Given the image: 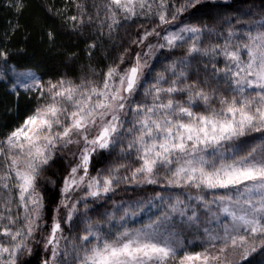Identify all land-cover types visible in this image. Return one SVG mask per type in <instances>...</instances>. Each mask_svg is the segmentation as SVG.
<instances>
[{"label": "snow or ice", "instance_id": "snow-or-ice-1", "mask_svg": "<svg viewBox=\"0 0 264 264\" xmlns=\"http://www.w3.org/2000/svg\"><path fill=\"white\" fill-rule=\"evenodd\" d=\"M255 2L72 0L76 14L45 4L50 49L94 28L91 59L136 29L105 68L79 75L13 78L0 48V81L17 106L27 97L0 123V264H32L40 246V264H264V0L261 19L243 11ZM49 173L62 176L54 207ZM149 186L151 197L115 198Z\"/></svg>", "mask_w": 264, "mask_h": 264}, {"label": "trees", "instance_id": "trees-1", "mask_svg": "<svg viewBox=\"0 0 264 264\" xmlns=\"http://www.w3.org/2000/svg\"><path fill=\"white\" fill-rule=\"evenodd\" d=\"M17 0H0V48H7L13 53L10 58L11 64L16 70H31L38 75H45L52 71L61 74L77 75L87 71L89 64L97 69H103L119 54L122 47H126L135 39V28L121 29L118 33L113 34V38L104 39L100 43V47L95 51L90 59L87 55V43L85 42L91 37L95 29L87 28L83 36L77 37L75 34L63 33L57 39V44L54 49H50L44 37V20L46 12L44 5L54 7L60 12H64L67 8V14H76V8L72 0H25L27 7L22 15H18L13 5ZM88 8L92 9L93 0H84ZM99 3L100 0H95ZM243 11H251L255 19H261L259 16V0H256L255 6L252 3L246 4ZM60 18H56V23L49 22V26L60 32ZM19 25V27H17ZM27 36V39H25ZM88 42H91L88 40ZM21 51L17 53V50ZM77 53V58L74 61H69L64 53ZM159 57V53H157ZM163 57L155 61H150L157 68L160 67V61ZM67 65V66H65ZM195 73V66L190 70ZM48 76L45 75V79ZM16 98L9 94V88L5 82L0 81V123L7 124L14 121L19 114H24V108L27 103V97L21 92L19 106L15 103ZM63 171V168L60 169ZM52 172H57V169H52ZM94 174V173H93ZM53 180L57 181V186L47 184L48 200L54 207L59 199L58 184L62 180V176L57 174L53 176L49 173ZM52 186V187H50ZM128 187V186H122ZM152 193L150 186L147 190L136 189L135 192L129 188L127 193L119 190V194L115 197L117 201L127 199L129 196L132 199L141 197H151ZM89 215H92L90 211ZM42 246L34 249V255L24 257L26 261H32V264H40L42 260Z\"/></svg>", "mask_w": 264, "mask_h": 264}, {"label": "rangeland", "instance_id": "rangeland-1", "mask_svg": "<svg viewBox=\"0 0 264 264\" xmlns=\"http://www.w3.org/2000/svg\"><path fill=\"white\" fill-rule=\"evenodd\" d=\"M29 71H31V70H16V69H14V72H10L9 73V75H11V76H13V78H15V76H14V73H25V72H29ZM33 72V71H32ZM6 83V82H5ZM22 92V91H21ZM50 187H52V186H50ZM150 189H151V186H150ZM151 191H152V189H151ZM149 195H154V193H153V191H152V193H149ZM93 207H95V206H93ZM133 224H135L136 226H138V222L137 221H134L133 222ZM81 227H83V225H81ZM69 236H72V235H75V233H67ZM184 239V237L183 236H181V240H183ZM193 240V236H188V240L187 241H185V243H187L188 241H192ZM199 240L197 239V240H195V243L192 245V247H195V245L196 244H199ZM196 250H199L198 248H196ZM41 252H42V259L44 258V252H43V249L41 248Z\"/></svg>", "mask_w": 264, "mask_h": 264}]
</instances>
